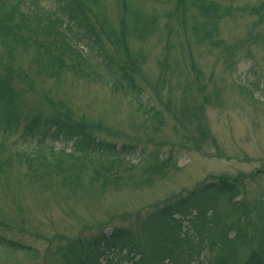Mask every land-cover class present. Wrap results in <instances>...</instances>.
Returning <instances> with one entry per match:
<instances>
[{
	"label": "rangeland",
	"instance_id": "rangeland-1",
	"mask_svg": "<svg viewBox=\"0 0 264 264\" xmlns=\"http://www.w3.org/2000/svg\"><path fill=\"white\" fill-rule=\"evenodd\" d=\"M19 1L0 0V10ZM34 1L26 0L23 9L32 11ZM37 1L43 9L30 15L35 27L10 57L24 104L20 113L58 110L97 138L133 148L117 159H90L69 152V141L23 136L25 121L17 133L0 138V233L39 252L34 258L0 250V264H70L72 242L80 256L87 249L79 239L108 236L114 227L137 233L144 255L161 241L183 254L190 243L181 228L178 242L153 229L143 233L138 221L170 197L221 178L237 181L235 199L252 203L264 196V23L252 12L258 0H213L220 16L211 41L217 44L193 35L201 21L196 0H185L181 16L175 0H83L110 34L103 44L116 59L111 41L125 19L128 53H119L129 54L140 95L81 43L84 61L70 59L50 37H38L41 28L53 27L43 15L56 11L51 0ZM227 48L235 50L227 55ZM4 49L0 42V73L9 67ZM228 205L222 195L217 211L225 222ZM124 253L109 250L96 262L114 264Z\"/></svg>",
	"mask_w": 264,
	"mask_h": 264
},
{
	"label": "trees",
	"instance_id": "trees-1",
	"mask_svg": "<svg viewBox=\"0 0 264 264\" xmlns=\"http://www.w3.org/2000/svg\"><path fill=\"white\" fill-rule=\"evenodd\" d=\"M6 1L10 4L14 0ZM175 1V10L181 16L182 12L184 14L186 2L185 0ZM196 1L198 3H194V6L201 21L199 23L196 21L200 24L198 29L197 26H193V35L200 40L212 42L211 39L214 36L212 25L220 16H218L219 6L213 0ZM23 3L26 4V0L14 2L6 7L2 6L0 10V42L7 50L4 49V52L9 63V67H5L0 73V138L6 134L11 136L17 133L20 123L25 121L21 133L23 136L30 138L39 136L40 139L52 137L63 139L65 142L69 141V152L74 151L90 159H94L97 155L101 158L104 156L117 159L125 153L129 154L133 147L129 149V146L122 144L120 148H117L115 143L105 142L91 134L84 123L70 120L63 113L59 115L61 112L58 110L52 112L53 114L48 112L38 114L36 110L23 115L20 113L21 106L24 104L18 88L13 85L11 66H14V63L11 62L10 57L13 54V47L25 35H29L35 27L32 25L33 20L30 15H37L39 10L43 9L39 1L35 0L34 9L29 12L23 9ZM38 7L39 10H37ZM49 7L56 12L51 11L52 15L45 14L43 17L51 20L53 27L41 28L42 32L38 37H50L49 39L62 45L61 52L66 51L70 59L84 61L87 59L86 53L78 49V44L81 43L88 49V55L93 51L97 53L105 67L123 82L124 88H128L136 95L141 94V88L136 86L134 81L133 74L136 70L134 71L129 65L131 64L129 54L122 56L119 53V49L128 53L127 36L129 34L124 18L120 19L118 37L111 41V46L119 57L116 59L103 44V40H106L107 36L110 38V34L103 24L100 26L92 8L86 6L83 0H51ZM122 7V11L127 9L126 5ZM252 12L260 22L264 23V0H258ZM22 24L24 26L20 27ZM216 42L212 43L217 44ZM234 50L230 51L227 48L225 53L229 55ZM196 72L198 73V70ZM27 75L25 71L18 73V76L25 80ZM260 84V80H256L253 86L259 89ZM239 194L237 181L228 178L201 183L181 195L170 197L167 203L155 208L138 221L137 225L141 227L143 233L153 229L155 233H168L173 236L172 239L179 242L181 223L174 215L186 217L193 212L196 213L188 218L190 227L183 232L185 240L190 243L189 250L183 254L179 251L181 248L175 249L174 246H168L161 241L158 246H156L157 243L151 244L146 253L148 256L144 255L143 248H140L134 240L137 233L122 227H114L108 236L99 234L88 239L83 237L79 239L85 243L82 248L87 249L80 256L73 253L76 250V242H72L66 251L70 257V264H98L96 262L98 258L106 256L109 250L114 249L125 250L124 255L119 256L114 264H120L121 261L131 264H194L195 261L199 264H264V223L258 224L264 220V196L251 203L243 197L235 199ZM222 195L227 197L229 204V212L227 209L226 211L230 219L227 222L217 211V202ZM172 231L175 232L174 235ZM2 233H0V250L12 253L21 251L34 258L39 256L36 249L17 243ZM215 249L217 253L211 259L209 254ZM106 262L112 263L111 258Z\"/></svg>",
	"mask_w": 264,
	"mask_h": 264
}]
</instances>
